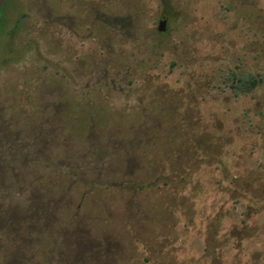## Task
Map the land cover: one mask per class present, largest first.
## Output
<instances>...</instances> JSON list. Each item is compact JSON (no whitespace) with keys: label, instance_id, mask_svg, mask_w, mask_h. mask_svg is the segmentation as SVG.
Listing matches in <instances>:
<instances>
[{"label":"rangeland","instance_id":"obj_1","mask_svg":"<svg viewBox=\"0 0 264 264\" xmlns=\"http://www.w3.org/2000/svg\"><path fill=\"white\" fill-rule=\"evenodd\" d=\"M0 17V264H264V0Z\"/></svg>","mask_w":264,"mask_h":264},{"label":"water","instance_id":"obj_2","mask_svg":"<svg viewBox=\"0 0 264 264\" xmlns=\"http://www.w3.org/2000/svg\"><path fill=\"white\" fill-rule=\"evenodd\" d=\"M2 2H3V0H0V8H1V5H2Z\"/></svg>","mask_w":264,"mask_h":264},{"label":"trees","instance_id":"obj_3","mask_svg":"<svg viewBox=\"0 0 264 264\" xmlns=\"http://www.w3.org/2000/svg\"><path fill=\"white\" fill-rule=\"evenodd\" d=\"M2 17H0V20H1Z\"/></svg>","mask_w":264,"mask_h":264}]
</instances>
